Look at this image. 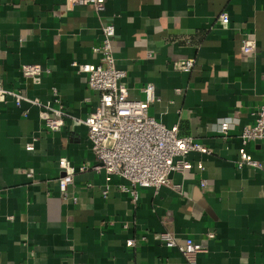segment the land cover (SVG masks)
<instances>
[{"label":"crops","instance_id":"crops-1","mask_svg":"<svg viewBox=\"0 0 264 264\" xmlns=\"http://www.w3.org/2000/svg\"><path fill=\"white\" fill-rule=\"evenodd\" d=\"M67 1L0 0V85L24 97L20 107L14 95L0 102V264H264V143L241 139L264 104V0H100L101 13ZM108 23L130 98L145 100L154 85L150 115L211 150L190 153L185 173L141 189L136 204L119 188L127 182L104 171L78 173L67 197L58 185L60 159L97 162L83 121L99 94L74 63L98 65ZM244 40L256 42L254 55L243 54ZM187 60L195 65L184 72ZM25 65L44 73L27 78ZM36 99L62 105L60 132L46 129ZM224 118L236 120L227 134ZM242 157L262 168H239ZM164 233L206 250L189 263Z\"/></svg>","mask_w":264,"mask_h":264},{"label":"built area","instance_id":"built-area-1","mask_svg":"<svg viewBox=\"0 0 264 264\" xmlns=\"http://www.w3.org/2000/svg\"><path fill=\"white\" fill-rule=\"evenodd\" d=\"M77 6H92L99 13L105 9L104 3L100 0L67 1L69 9ZM221 21L229 24L230 18L227 14H223ZM102 33V43L94 48V53L99 56L98 65L74 63L78 72L86 75L89 89L99 94L95 111L83 121L88 128V138L97 162L93 166L87 162L76 168L66 158L60 159L58 166L62 176L58 179V185L61 193L67 197L68 190L74 184L78 173L89 169L104 171L109 176L119 177L127 182L119 188L123 193L129 194L136 204L140 200L141 189L159 190L172 185L173 173H185L191 167L187 158L190 153L211 154V150L198 143L192 136L180 135L178 126L168 128L150 115V107L159 101L154 85L149 84L144 89L145 100L130 98L129 89L124 83L127 71L117 63L114 55L115 25L105 24ZM242 52L246 56L254 55L257 52L256 42L244 40ZM194 65V60H187L182 64L181 70L189 72ZM22 71L25 77L32 79L44 73L39 65H25ZM10 95L14 94L0 85V102ZM53 95L57 97L56 89L53 90ZM14 97L16 106L20 107L24 97L16 95ZM57 102L60 103L59 100ZM32 103L41 108L42 120L48 131L60 132L63 129L65 112L62 105L55 108L52 103L43 104L38 99ZM254 116V124L245 127L241 133L245 145L264 143V104ZM235 122L236 120L232 118L220 120L219 132L227 134L232 130ZM33 149V146H27V150ZM245 166L262 168L258 162L242 157L238 161V167L242 169ZM200 167L204 170L203 166ZM28 176L32 177V174ZM207 185L206 180L201 181L202 188H206ZM175 188L180 189L178 186ZM109 189L107 187L103 192L105 198L109 196ZM214 237L213 234L209 235L210 239ZM161 240L167 248L179 252L189 263L194 261L197 254L206 250L202 244L191 238L186 239L183 244H178L173 235L164 233ZM128 244L134 247L135 241L129 240Z\"/></svg>","mask_w":264,"mask_h":264},{"label":"water","instance_id":"water-1","mask_svg":"<svg viewBox=\"0 0 264 264\" xmlns=\"http://www.w3.org/2000/svg\"><path fill=\"white\" fill-rule=\"evenodd\" d=\"M204 206H205V204H204Z\"/></svg>","mask_w":264,"mask_h":264}]
</instances>
